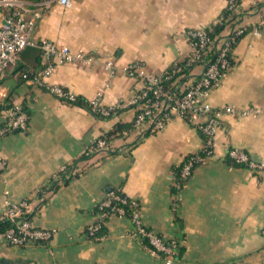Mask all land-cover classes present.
Wrapping results in <instances>:
<instances>
[{
    "label": "crops",
    "instance_id": "0c3cea01",
    "mask_svg": "<svg viewBox=\"0 0 264 264\" xmlns=\"http://www.w3.org/2000/svg\"><path fill=\"white\" fill-rule=\"evenodd\" d=\"M225 4L52 1L36 22L34 37L81 49L97 60L56 63L42 80L88 100L96 98L103 106L127 102L144 83L122 67L136 61L162 73L189 51L186 30L209 26ZM238 11L247 29L232 49L231 69L211 89L209 100L214 105L256 106L261 112L224 113L212 153L176 191L174 167L204 142L195 121L172 111L161 129L151 122L141 128L127 126L136 113L132 104L96 115L20 78L17 67L38 71L45 61L38 46L21 50L0 81L5 93L0 95V121L6 104L20 103L29 114L25 130L8 132L0 141V209L6 199H26L31 223L54 231L45 242L0 244V264H264V170H252L227 156L229 147H238L264 162V0H240ZM108 58L117 66L113 75L102 65ZM201 70L194 65L177 87L196 79ZM100 137L106 145L82 158ZM110 187L138 201L147 227L179 241L169 262L130 234L127 215L110 214L100 238L88 235L87 226L97 219L96 208Z\"/></svg>",
    "mask_w": 264,
    "mask_h": 264
},
{
    "label": "built area",
    "instance_id": "2783aa9c",
    "mask_svg": "<svg viewBox=\"0 0 264 264\" xmlns=\"http://www.w3.org/2000/svg\"><path fill=\"white\" fill-rule=\"evenodd\" d=\"M52 1L70 5V0H39L35 2L0 0V81L4 78L6 70L16 63L21 50L27 45H35L41 49L45 60L43 67L32 74L28 68H23L19 71V75L26 80L43 85L45 89L64 101H72L76 98L74 93L59 84H45L42 77L49 74L56 63L69 61L92 63L97 58L86 54L81 49H72L66 44H59L47 38L37 39L34 37L33 30L37 20L49 8ZM239 3L240 0H226L225 7L230 11V14L224 18L227 21L220 35L211 36L206 27H190L186 30L189 51L185 55V64H199L202 66V70L196 79L183 87L179 86L178 91H169L164 86V80L171 74L155 73L145 69L140 62L134 61L123 66L122 70L129 75L138 76L144 84L127 102L103 106L96 98L90 100L92 107L105 115L111 114L116 108L128 104L134 105L136 113L133 125L137 128L151 122V127L161 129L170 118L172 111L197 123L204 136V142L199 150L190 152L182 164L179 171L180 180L175 183L177 190L183 185L182 182L188 179L193 167L204 162L212 153L214 133L219 125L220 117L224 113L256 116L261 112V109L256 106L214 105L209 100L211 89L221 82L232 67L229 59V52L233 49L232 43L247 29L246 25L239 20ZM219 20H221V16L217 18V21ZM211 52H214V56H208ZM102 65L110 75L116 72L117 66L111 58L105 59ZM179 69L177 68V70ZM0 95L4 97L5 93L0 91ZM2 114L0 141L8 132L27 128L29 114L22 104H6ZM105 145V138L100 137L88 145L84 153L89 154ZM227 156L231 161L245 165L252 170H264V162L252 159L241 148L229 147ZM3 164L4 161L0 159V168ZM112 199L122 202L129 201L130 214L128 217L132 223L130 234L141 239L152 254L163 256L169 262L179 249V241L174 237H165L147 227L140 217L138 201L131 197L126 198L113 192H107L99 203L102 210L97 212V219L87 226L88 235L100 238V228L107 216L112 213L125 215L123 207L111 204ZM27 207L26 199L5 200L4 207L0 209V221L9 220L11 224L0 230V244L24 245L28 242H45L50 239L54 229L34 226L27 216ZM262 236L264 237V225Z\"/></svg>",
    "mask_w": 264,
    "mask_h": 264
},
{
    "label": "trees",
    "instance_id": "16d2710c",
    "mask_svg": "<svg viewBox=\"0 0 264 264\" xmlns=\"http://www.w3.org/2000/svg\"><path fill=\"white\" fill-rule=\"evenodd\" d=\"M230 14V11L224 7L222 9V11L220 12L219 16H221V20L219 21H215L213 23H211L209 26H206V28L208 29V33L215 37V36H218L221 34L224 26H225V23H226V19H224L226 16H228ZM233 16V14H232ZM229 20V19H228ZM244 34V32L237 37L236 41L232 43V46L234 47L236 45V43L238 42V40L240 39V37ZM214 56V52H211L208 54V56ZM229 59H230V63L231 65H233V56H232V50L229 52ZM186 62V56H184L183 58L181 59H178L177 61L171 63L164 71L163 73L165 74H171L170 77H168L167 79L164 80V86L166 88L169 89V91H178L179 88L177 87V85L184 81L186 78H188L190 76V73H191V69L193 68L194 65H186L185 64ZM21 67V66H19ZM177 68H180L179 70H177ZM19 71H21L23 68H18ZM28 70L30 71V74L32 73H36L37 71L33 68H28ZM39 71V70H38ZM20 78L22 79H25L23 78L21 75H19ZM70 103H74V104H78V105H81L87 109H89L90 111H92L93 113H95L96 115H100V116H103L105 114L101 113L99 110H96L92 107L91 103H90V100L80 96V95H76V98L72 101H68ZM119 108H116V110H118ZM110 115V114H109ZM133 124V120L131 123L129 124H126L127 126L128 125H132ZM122 126V124L119 125V127L117 129H119L120 127ZM150 131V129H147L145 132L148 133ZM115 152V151H113ZM189 154H187L184 159L174 167V181H173V184H172V191H176L177 188L175 186V183L176 181H179L180 180V176H179V171H180V168L182 166V164L185 162V160L188 158ZM82 158L83 157H86V154H82L81 156ZM58 173H62V171H59ZM66 178H64L65 180ZM185 181L182 182V184L184 183ZM108 192H113L115 194H118L120 196H125L126 198H128V196L123 193L119 188H115V187H110L108 189ZM111 204H114L116 206H121L124 208V211H125V215H129L130 214V206H129V201L127 202H122L118 199H112L111 200ZM98 209V211L102 210V208L98 207L96 208ZM11 224V221L9 220H3V221H0V230L3 229V228H6L8 227L9 225ZM103 230V225L101 226L100 228V233L102 232ZM180 248V246H179ZM1 264H7V263H1Z\"/></svg>",
    "mask_w": 264,
    "mask_h": 264
}]
</instances>
